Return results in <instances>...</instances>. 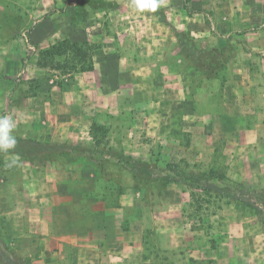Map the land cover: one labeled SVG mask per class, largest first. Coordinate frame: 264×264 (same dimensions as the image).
Masks as SVG:
<instances>
[{"label":"crops","instance_id":"0c3cea01","mask_svg":"<svg viewBox=\"0 0 264 264\" xmlns=\"http://www.w3.org/2000/svg\"><path fill=\"white\" fill-rule=\"evenodd\" d=\"M21 1L0 0V7L15 6L11 2L46 5L45 0ZM104 9L113 29L99 38L81 21L53 31L44 15L19 36L16 22L0 16V116H11L17 138L14 149L0 152V234L15 241L25 238L26 246L41 249V255L57 248L61 264H151L156 254L168 257L164 264H209L207 247L190 253L156 237L159 226L153 228L146 197L161 200L160 192L145 186L115 192L112 161L99 153L91 126L98 117L124 121L126 115L129 121L123 105L143 108L152 100L163 118L171 119L174 107H185V115L193 116L190 106L198 104L211 118H255L251 129L264 130V0H159L156 12L137 10L132 0H105ZM241 25L248 28V43L227 53L221 74L213 79L194 67L193 59L205 60V52L198 48L186 55L178 42L179 28L189 31L190 40L202 41V30H196L205 26L213 38L236 42ZM39 35L48 44L62 38L96 42L93 69L55 80L48 72L57 70L37 65L38 50L27 51L30 41L40 44ZM146 89L153 92L147 100ZM166 104L168 112L162 108ZM127 136L128 129L121 139ZM129 209V227L124 228ZM251 253L255 264H264L259 257L263 249ZM243 256L226 252L223 264L231 258L234 264H247Z\"/></svg>","mask_w":264,"mask_h":264},{"label":"rangeland","instance_id":"374dc122","mask_svg":"<svg viewBox=\"0 0 264 264\" xmlns=\"http://www.w3.org/2000/svg\"><path fill=\"white\" fill-rule=\"evenodd\" d=\"M45 1L46 5L39 8L25 2L23 3L26 6H23V3L19 5L18 2H11L15 6L0 7V16L11 18L16 22L17 29H15L19 36L27 35L33 27L31 21L41 18L42 15L50 21L49 27L53 31L79 21L82 22V26H88L93 31L95 38L103 37L105 32L112 31L110 28L113 29L104 9L105 0ZM36 2L37 0H32L31 4ZM247 29L243 25L238 28L237 32L241 38H237L236 42L213 38L208 26L196 30H202L201 34L204 35L202 41L190 40L191 36L187 34L189 31L186 28H179L177 35L184 54L190 55V51L199 48L205 52V60L211 61L216 57L215 59L220 63H225L228 59L227 53L235 50L242 42L248 43ZM55 37L59 38L57 35ZM38 38L41 41L40 35ZM24 43L27 44L25 40ZM29 43L33 49L28 47V53L50 45L46 41H41L40 44H34V41ZM87 43L96 45V42L87 41ZM48 73L54 75L55 80H60L67 74L61 70ZM70 73L74 75L75 71L70 70ZM192 76L195 80V74ZM224 77L225 75H222L220 80H224ZM176 90L178 98L181 97V87ZM151 94L153 95V92L148 93L147 90L143 98L147 100V95ZM210 101L216 102L215 98H210ZM228 104L233 105L230 100ZM246 106L242 105L244 108ZM142 107L132 104L123 105V109L129 112L127 114L130 117L129 121L126 120V115L123 116L124 121L119 119L120 116H112L111 120H102L98 117L93 121L96 128L92 129V133L97 141V149L100 154L108 155L107 159L112 161L109 166L112 169L115 192L116 189L121 191L125 188L135 192L141 186H145L150 192H160L161 200L146 197V202L149 201L152 205L151 214L149 213L148 216L153 222V228L156 230L159 226L157 230L159 235L156 237H159L161 243L167 247L177 245L181 249L184 246L190 253H195L198 246H205L210 250L209 264L227 262L223 255L233 251L236 255L245 254L243 260L247 264L257 263L251 251L264 250L262 203L256 202L260 210L255 211L239 200L237 191L230 185L216 180L206 181L204 178L198 181L185 178V183L170 181L169 173L162 171L160 167L162 161L176 162L183 169L191 172L207 171L211 167H216L222 169L235 181L264 190V130L251 129V123L258 120L250 118L226 121L211 118L208 113L198 109V104L190 106L193 116L185 115V107L179 109L174 107L175 111L168 114L171 115V119L160 117L152 100ZM169 107L170 104L162 106L163 111L168 112ZM248 113L252 115L250 109ZM127 129L130 136L121 139V133L126 132ZM109 143L113 146H108ZM126 156H131L137 162L134 163ZM118 159L121 161L117 163ZM134 164L140 167V171L136 174L130 171V166ZM145 169L152 174H147ZM128 173L130 180H126ZM191 181H194L193 185H189ZM131 197L133 198L132 194ZM129 215H132L131 209L129 212L125 211L124 228L129 227L127 219ZM169 227L174 229L177 227L178 231H169ZM164 228H167L166 232L161 231ZM152 233L154 234L155 231ZM12 238L8 233L0 234V264H61L62 256H59L57 248L41 255V249H31L26 246L25 238L21 241H15L16 239L13 238L11 241ZM259 257L264 260V254H260ZM231 259L228 263L234 264ZM235 261L239 262L240 259L236 258ZM165 262H168L167 256L156 254L151 258V264Z\"/></svg>","mask_w":264,"mask_h":264},{"label":"trees","instance_id":"16d2710c","mask_svg":"<svg viewBox=\"0 0 264 264\" xmlns=\"http://www.w3.org/2000/svg\"><path fill=\"white\" fill-rule=\"evenodd\" d=\"M92 49L93 45L88 44L86 41L77 42L71 41L68 38H62L38 51L37 65L40 67L61 70L63 73H70V70L75 72L92 70ZM215 58L216 57H213L211 61H208L196 56L193 61V63H195L194 67L198 68L207 78H216L224 63H220L218 59ZM57 83L60 84V81H57ZM94 128H96V125L92 123L91 132ZM92 134L95 139L94 133ZM126 158L134 163L137 162L131 156H126ZM117 161L120 162L121 159H118ZM160 168L162 171L169 173L168 179L170 181L185 183V178L194 181H198L200 178H204L206 181L216 180L232 186L237 191V197L239 200L245 203L249 208L259 211L260 207L256 202L264 205V190L246 186L243 182L235 181L220 168L211 167L207 171L191 172L186 171L178 163L173 161H162ZM130 171L131 173L136 174L140 171V167L134 164L130 166ZM145 172L150 175L152 174L147 169H145ZM194 181H191L189 185H193Z\"/></svg>","mask_w":264,"mask_h":264},{"label":"clouds","instance_id":"9594fccd","mask_svg":"<svg viewBox=\"0 0 264 264\" xmlns=\"http://www.w3.org/2000/svg\"><path fill=\"white\" fill-rule=\"evenodd\" d=\"M132 6L140 11L156 12L159 0H132ZM15 122L9 115L0 116V152H8L14 149L17 138L13 134Z\"/></svg>","mask_w":264,"mask_h":264},{"label":"built area","instance_id":"2783aa9c","mask_svg":"<svg viewBox=\"0 0 264 264\" xmlns=\"http://www.w3.org/2000/svg\"><path fill=\"white\" fill-rule=\"evenodd\" d=\"M27 44H28V42H27ZM28 47L31 48V49H33L32 45H29V44H28Z\"/></svg>","mask_w":264,"mask_h":264}]
</instances>
